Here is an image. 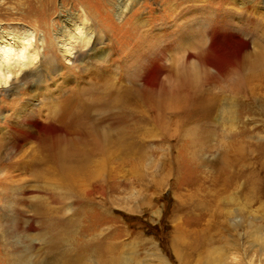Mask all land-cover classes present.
I'll return each instance as SVG.
<instances>
[{"label": "rangeland", "instance_id": "rangeland-1", "mask_svg": "<svg viewBox=\"0 0 264 264\" xmlns=\"http://www.w3.org/2000/svg\"><path fill=\"white\" fill-rule=\"evenodd\" d=\"M219 6L227 10L232 23L228 29L221 28L222 32L215 28L209 30L215 29L219 33V38H215L212 45L216 52L218 47L223 49V45L228 46L224 59L222 55L214 54L210 62L202 63V67L194 63L199 50L183 45L181 48L180 41L176 40L173 45L180 49H175L178 50L174 52L175 62L172 63V58L168 56L164 58L167 60H163L161 55L167 40L170 42L185 24H191L194 19L199 21L212 15L215 18L221 12ZM256 18L259 19V26L264 27V0H0V31L7 35L13 33L20 40L31 39L42 46L45 44L42 52L52 54L56 67H49L47 76L42 73L43 79L36 89L25 84L13 97L0 94V142L4 147L0 148V182L4 184L0 191L5 190V196L0 197V264H75L73 261L78 256L81 242L88 241L92 251L85 256V264H104L102 258L110 257L113 251L120 252L122 258L126 257L123 264H199V258H204L207 248H217L215 254H225L228 264H264V246L261 247L250 236L255 227L261 229L264 236V114L258 109L253 111L254 114L241 113L242 109H236L239 122L235 124L233 133L246 126L249 133L262 138L259 142L246 140L257 148L248 158L249 168L243 173L226 166L224 156L218 151L203 155L208 164L205 168L201 164H192L183 158L181 149L185 142L165 141L161 132L151 126L144 131V136L149 135L150 140L143 139L140 146L142 154L147 155L143 159L138 154L134 160L126 162L120 155L118 142L113 139L103 159L92 163L88 181H78L79 192L71 191L66 185L62 190L68 193L66 203L51 204L55 218L53 223L59 229L57 234H49L39 213L46 194L50 196L43 187L52 176L43 166L39 168L29 164L37 160L32 157L37 155L33 151L38 143L46 142L59 148L66 142L59 136L65 127L46 120L48 107L63 99L64 91L72 90L76 101L81 99L88 103L91 110L89 116L93 119L119 113L127 106H132L137 114H150L141 101L134 105L129 103L131 106L121 103L123 95L120 96L119 106L106 107L103 104L105 97L104 100L101 97V92L106 89L103 84L109 87L115 80V85L129 89L130 78L134 75L125 76V79L124 73L136 69L138 85L157 96L161 87L167 85L168 65H174L172 70L179 74L187 70L193 72V64L197 68L195 71L199 72L203 68L208 71L212 68L225 69L222 60L228 59L229 52L232 56L243 45H248V49L243 50L247 52L243 56L253 61L259 54L252 57L257 51L255 44L264 50L263 40L261 42L254 37L252 41L250 36L251 29L256 27ZM82 23V31L92 32V38L89 44L76 46L73 55L75 53V57H81L80 61L84 59V62L80 63L78 59L66 62L55 44L52 49L48 45L56 41L60 30L69 29L71 24H75L73 30L81 29ZM190 26L193 25L184 27L186 35L199 33L197 27ZM202 31L205 29H201L200 33ZM29 34L32 35L28 37ZM7 35L6 38L11 37ZM99 49L104 51V61L97 59ZM201 53L206 59L205 51ZM189 55H193L192 58ZM215 74L212 72L210 77L222 83V79ZM198 79L199 82L205 81L204 77ZM213 88L216 89L212 83L205 90L212 95L218 92ZM46 91L48 93L44 95ZM185 95L188 92H179L172 98L184 99L187 98ZM30 103L37 111V117L32 119L39 127L42 126L40 133L28 130L38 137L35 140L23 139L25 135L11 128L15 116L27 113ZM86 121L81 119L80 123L86 126ZM19 140L21 148L12 150L11 146ZM59 181L58 176L55 177L57 184ZM233 181L237 184L232 186ZM97 184L103 186L100 193L92 194V202L81 208L80 201L87 199ZM196 187H202L204 191L201 188L199 193H195ZM245 194L250 195L249 202ZM193 195H199L198 198L203 199L204 205L211 211L203 213L198 207L193 209L197 206L196 198L188 199ZM229 197L233 198L231 203ZM59 216H63L62 220H57ZM58 235L62 238L61 244L52 247L50 244ZM227 247L232 249L226 251ZM64 252H68V263L61 257Z\"/></svg>", "mask_w": 264, "mask_h": 264}, {"label": "bare ground", "instance_id": "bare-ground-1", "mask_svg": "<svg viewBox=\"0 0 264 264\" xmlns=\"http://www.w3.org/2000/svg\"><path fill=\"white\" fill-rule=\"evenodd\" d=\"M219 11L221 12L217 14L215 18L213 17V15H210L211 17L209 18L200 19L199 21L197 19H194L191 24H185V28L189 27V25H193L190 26L191 28L197 27V31H199V33H196L194 31V34L186 35L187 33L184 32L185 28H181V31H178L176 35L170 39V42L168 40L165 42L167 43V45L163 47L164 51L163 55H161L163 56V60L166 56H168L172 58V63L175 62L174 55L178 51L175 49L178 46H175L173 44L176 40L180 41L181 48L183 45V47L189 46L190 48L194 47L199 50L198 56H195L194 63H199L202 67V63H206V61L210 62L213 57L212 55L214 54L220 56L222 55L224 59L223 54L228 50V46L223 45L225 46L223 49H220V47H218L216 52V50L212 48V45L214 44V39L219 38V33L216 32V30L222 32L220 31L221 28L228 29L230 23L232 22L231 18L226 12L227 10L225 11V8H223V6L220 7ZM255 20L254 21L256 27L254 28L253 26L250 31V36L252 37V41L254 37H256V39L258 38L259 40H261V42L263 40L264 43V27L259 26V19L256 18ZM74 25L75 24H71L68 27L69 29L67 30L66 28L60 30L58 36L55 38L56 41L53 40L51 45L48 46L50 49H52L53 45L55 44L58 48L57 51L59 50L60 56L66 62L78 59L80 63H83L84 59L82 62L80 61L82 60L81 57H75L76 54L74 53L73 55V50L76 48V46H84L85 43L89 44L91 41L90 39L92 38V32H90L89 30H87L86 32L82 31L83 23L81 24V29L73 30L72 27L74 28ZM210 28H215L216 30L214 29V31H210ZM201 29H205V31H202L203 33H200ZM227 32L228 31H225L224 33L230 35ZM32 34H29L28 37H30ZM5 35L7 34L4 31H0V94L6 95L7 97H13L18 91L22 90L20 88L22 85L25 87V84H27L29 87L36 89V87L41 83L43 79L42 73H44V76H47L48 68L55 67V58L51 56V53V55H45L44 51L42 52V50L45 49V44H43L42 46L41 44L34 42V40L31 39H27L26 41L20 40L18 37L14 36L13 33H8V35H10L11 37L6 38ZM25 35L27 36V34H24V36ZM228 35H226V37ZM19 37L21 38V36ZM235 38L237 40L242 41L239 37ZM12 40L13 42L11 43ZM42 40L43 39H39L38 41L42 42ZM259 46L258 44H255L257 51L254 55H252V57H255L258 53L260 55L258 54V56H256L253 61H248V57L243 56V53H247L243 52V50H247L248 45L241 46V48L237 49L236 52L234 51V54L232 56H230L231 52H229L227 57L228 59H231L233 61H229L228 59L222 60L223 62H225V69L212 68V71H208L206 68H203L202 72H199L197 70L195 71V69H197L195 68V64L192 65V68V63H190V67L192 68L193 72L187 70V72L182 71L181 74H179L178 72H174L172 70L173 68H175L173 67V64V66L168 65V69L166 66V70L169 73V79L166 81L167 85L161 87L160 92H158L159 95L157 96L154 95L153 91L151 93L147 92L146 90H143V87H140L138 85L136 69L134 71L125 72L123 77L125 78V76H127L129 78L130 75H134L130 78L133 80H130V87L132 89H128L126 88V86L123 87L115 85V80L112 84L108 85L109 87H107V84H103V86H106V89H104L103 91L101 90V97H105V101L103 104L106 107L109 108L119 106L118 103L121 102L120 96L123 95L124 100L121 103H131L134 105L138 101H141V104L144 106L145 109L149 111L150 114H137L135 109L129 104L131 108H129L128 106L123 107L120 109L119 113L114 114L113 112V114L110 113L112 115H102L100 119H93L89 116V112L91 110L89 108L90 106L88 105V103L83 102L81 99L76 101L73 95L75 94L74 91H64L63 99L56 100L55 106L48 107L50 108V111L48 110L49 113L48 116H46V120L50 124L54 122L56 126L65 127V130H62L63 132L59 136L63 138L66 142L62 147L59 148H54L49 144L47 145L45 144L46 142H44V144H39L37 142V147L35 146L36 149L35 151H33L37 155L32 157L33 159L36 158L37 160L29 163L30 166H38L39 168L43 166V169L47 171V173H49L52 177H54L48 178L46 182V187H43V190L47 191L50 196L46 194V200L43 201L42 210L41 212L39 211L40 215H42V217L44 218V225L48 229L49 234H57L59 230L58 228L56 229V226H54L53 223L55 218L53 217L54 212L53 208L51 207V204L64 205L66 203V200L69 199L68 193H64L62 191L64 187H66L67 185L68 189H71V191H78V181H88L91 174L90 169L92 163L96 159H103V155L106 153V149L108 150L111 147L110 142H113V139L118 142L120 155L126 162L128 160H134L138 154L142 155V159L147 157L146 154H142L140 146L142 144L143 139V141L150 140L149 135L144 136V131L145 129H147L148 126L158 129L161 132L162 138L165 141H176L178 143H181V141L185 142L184 145H182L181 149V151L183 152V158L191 161L192 164L196 165L197 163L199 164V166L201 164L202 168H205L208 164L206 161H204L203 155L206 152L218 151L224 156V159L226 161L225 165L229 166V168L235 169L237 173H243L245 172V170H248L249 162L247 164V160L249 157H251V154H254V152H256L255 148H257V146H251L249 143L246 142V140H253L255 142H259L262 140V138L258 137V134L254 135L249 133L246 129V126H241L240 131L234 133L233 128L235 127V124L239 122V118H236V109L238 108H240V110H243L241 113H253V111L258 109L264 114V50ZM177 49L180 48L178 47ZM202 50L205 51L206 59L202 58ZM188 51L190 50L188 49ZM103 52V50L99 49V53H97V59L100 61H104V59L106 58ZM167 52L169 54H167ZM189 56L192 58L193 55ZM242 56L244 59L242 58ZM186 62L185 65H187ZM260 62L263 65L260 64ZM259 64L261 66H259ZM259 67H263V69H260ZM212 72L216 73L215 75H217L219 79H222V83H219L218 79L212 76L210 77ZM201 77H204L205 81L202 80V82H199L198 78ZM212 83L213 86L218 90V92L210 95L208 93L210 91L205 90V88L207 86H210ZM154 86H156V84H154ZM216 89L214 90L216 91ZM184 91L188 92V95H185L187 98H178L177 100L172 98V96H174L175 94L178 95L179 92L184 93ZM47 93L48 91H46L44 95H46ZM97 95L98 94H96V96ZM93 96H95L94 92ZM259 96H261V99L259 98ZM102 100H104V98ZM33 106V103H30L29 109H27L28 107H26V109L29 111L27 113L24 112L25 114H20L17 117L15 116V120L12 121V131H20L19 133L21 135H25L24 137L22 136L23 139H38L36 135H34L32 132L30 133L28 130L34 129L35 131L40 133L42 129V126L39 127L38 123L34 119H32L37 117V111L34 109L35 107ZM53 107H57L58 110L57 108L53 109ZM19 113L23 112L19 111ZM81 119H86L87 121L85 124L88 125L84 126L83 124H81ZM232 133L233 136H230ZM113 134L115 138L113 137ZM17 141L14 142V146H11L12 150L14 151H17L21 148L20 140L19 142ZM213 141L215 143L210 145L209 143ZM2 147V142H0V148ZM250 165L252 164L250 163ZM44 170H42V172ZM57 176L60 179L58 184L55 182V177ZM1 182L0 187H4V184ZM236 184L237 182L233 181L232 186ZM98 185L99 184H97L94 189L89 192L87 199L85 198V200L80 201L81 208H85L92 202V194L100 193V187L103 186ZM201 188L202 187H196L194 189V192L199 193V190ZM209 188L210 187H208V189ZM202 189L204 191V188ZM103 190L104 189H102V191ZM4 192L5 190L0 191V197L5 196ZM196 195L189 196L188 198L189 200L196 198L195 203H197V206H193V209H197L198 207V209H200L203 213L205 211H211L204 205L202 201L203 199L201 200L200 198H198L199 195ZM249 196V194H245L244 196L248 202ZM231 201H233V198L229 197V202L231 203ZM62 217H60V219H56L62 220ZM61 224L64 225L63 222ZM62 228L67 227L63 226ZM250 236L256 242H258L261 247L264 246V236L262 235L261 229L255 227V229H253V231L250 233ZM56 240L54 242H51L50 245L52 247L55 244H61L62 238L59 235L56 237ZM88 243L89 241L83 244L81 242V245L79 246L80 249H78L77 252L78 256L73 261L75 264H85V256H87V253L90 254V252L92 251ZM216 249L207 248V252L204 258H199V260L201 261L198 263L228 264L225 254H215ZM228 249L231 250L232 248L227 247L226 251H228ZM61 257L68 263V252H64ZM81 258L83 260H81ZM126 260V257L122 258L120 252L116 251H113L110 257L102 258L104 264H123Z\"/></svg>", "mask_w": 264, "mask_h": 264}]
</instances>
